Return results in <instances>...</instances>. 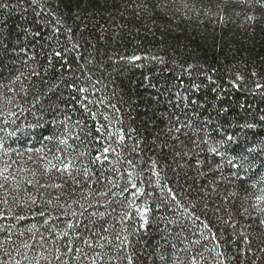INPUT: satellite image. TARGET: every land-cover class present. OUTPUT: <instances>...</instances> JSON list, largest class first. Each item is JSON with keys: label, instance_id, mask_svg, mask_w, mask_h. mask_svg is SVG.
Returning <instances> with one entry per match:
<instances>
[{"label": "trees", "instance_id": "1", "mask_svg": "<svg viewBox=\"0 0 264 264\" xmlns=\"http://www.w3.org/2000/svg\"><path fill=\"white\" fill-rule=\"evenodd\" d=\"M153 2L149 0V3ZM185 2L188 7L182 6ZM129 3L130 0H0V85L3 86L0 93L14 101L8 104L0 95V111L6 113L10 108L16 113L10 117L0 114V127H4L3 121L7 118L9 131L18 125L26 133H35L25 136L17 132L20 140L12 146L24 152L44 148L47 141L40 134H59L62 131L59 121L71 117L72 124L81 122L73 132L81 135L83 143L76 140L69 143L79 147L84 153L79 159L87 164L98 154L97 148L107 146L106 143L96 144L84 135L85 131L103 122L102 115H97L93 121L84 110L83 105L93 100V104H87L89 109L104 115H119L121 123L113 120L115 127L135 129L132 135L140 141L144 159L151 156L159 159L161 166L165 163L170 166L165 168L164 174L171 186L176 181L172 169L183 161L173 162L170 145L174 141L164 135L169 118L173 124L177 120L193 124L209 119L224 122L252 120L253 117L259 121V116L264 113V96L256 94V84H264V8L252 0H177L176 3L169 0L172 11L136 17L128 7ZM176 8L180 10L177 12ZM249 15L255 17L254 22L247 19ZM73 42L78 43L79 51L72 50ZM54 50L60 51L63 59L55 57ZM79 56L84 59L78 60ZM34 72L38 74L33 75ZM253 72L257 76H253ZM238 75L241 80L236 79ZM89 76L91 81L87 79ZM79 87H87L88 93H78ZM101 99L104 104H100ZM223 109H228L227 113ZM38 121L43 127H29ZM182 131L189 129L184 127ZM255 131L260 135H253V130H249L248 140L254 141L259 151V146L264 145V125L258 122ZM93 135L98 134L93 131ZM166 139L169 147L162 153ZM181 139L186 137L181 136ZM132 143L131 139L127 140L129 148ZM123 157L133 158L127 151L123 152ZM110 159L117 168L128 167L126 163H117L116 155H111ZM261 161H264V152L257 156L256 165L259 166ZM92 167L96 169L94 177L101 172L110 178L119 175L99 165ZM178 171L181 184L185 171L189 176L196 175L191 169ZM228 173L226 167L224 175ZM261 173L264 174V169ZM214 178L219 179L220 174L209 173L207 178L195 182L188 180L187 183L193 185L187 192L188 200L202 203L200 185H209ZM105 183L94 185L93 190H102ZM225 187L231 189L233 186L221 185V188ZM70 191L66 189V192ZM82 191L87 193L88 188L84 187ZM155 194L159 196L158 188ZM239 195L245 194L240 191ZM97 199L100 198L97 196ZM72 200L79 201L72 205L76 217L60 216L50 221L61 230L68 222L86 223L80 216V204L85 203L80 191L71 196L66 194L61 202L71 203ZM157 203L158 200L152 197L137 200L138 207L148 208L147 223L140 220L135 209H129L133 218L126 225V234L131 242L128 251L134 254V264H164L159 258L161 253L169 261L176 259L173 243L179 249V258H184L186 244L169 234L173 225L162 219L172 217L173 212L166 204L157 207ZM93 205L88 208V213L97 211L95 200ZM119 213L117 207V219ZM28 215L29 220L23 224L36 223V219L30 213ZM120 227L116 223V228ZM175 230L179 231L178 228ZM227 231L231 233L232 230Z\"/></svg>", "mask_w": 264, "mask_h": 264}, {"label": "snow or ice", "instance_id": "2", "mask_svg": "<svg viewBox=\"0 0 264 264\" xmlns=\"http://www.w3.org/2000/svg\"><path fill=\"white\" fill-rule=\"evenodd\" d=\"M176 2L177 0H172V3ZM252 2L264 8V0ZM182 6L188 7L186 2ZM128 7L132 8L136 17L153 15L157 11L165 14L172 11L169 0H154L153 3H149V0H130ZM179 10L175 9L177 12ZM247 19L255 21L252 15ZM57 23H61L59 18ZM72 50L79 51L77 42H73ZM53 55L63 59L60 51L54 50ZM77 59L83 60L84 57L79 56ZM49 63L51 64V60ZM252 75L257 76V73L253 72ZM87 79L91 81L90 76ZM236 79L241 80L242 77L238 75ZM88 91L87 87L77 88V92L81 94H87ZM256 94L264 96V84H256ZM0 95L4 96L6 103L14 102L6 94ZM93 103V100L87 101V104ZM87 104L83 107L91 119L95 121L97 115H102L103 122L94 125V129L85 131L84 135L96 144L107 145L97 148L98 154L87 164L79 159L84 155L79 147L69 143L70 140L83 143L81 135L73 132L74 127H80V121L72 124L71 117L60 120L62 131L59 134H40L47 141L44 148L21 152L12 146L20 140L17 132L25 136L35 133H26L18 125L9 131L7 125L10 121L4 119V127H0V222L7 223H0V264H116L117 261L121 264L125 261L126 264H134V254L128 251L131 242L126 234V225L133 218L129 209H135L140 220L147 223L148 208L137 206L140 197L145 200L149 197L157 199V207L167 205L173 216L162 219L173 225L169 234L186 244L182 260L175 243L172 247L176 259L169 261L161 253L159 258L164 264H200L201 261L204 264L264 262V174L261 173L264 161L259 166L255 163L257 156L264 152V145L259 146L257 151L255 142L248 140L249 130H253V135H260L255 129L258 122L264 125V113L259 116V121L253 117L252 120L224 122H212L209 119L193 124L177 120L173 124L169 118L164 135L174 141L170 145L173 162L183 161L176 163V168L172 169L176 173V181L170 186L169 178L164 174L165 168L170 166L167 163L161 166L159 159L151 156L143 158L144 149L132 135L135 129L115 127L113 120L121 123L119 115L98 113L89 109ZM100 104H104L103 99ZM111 107L116 108L115 105ZM227 111L228 109H223V112ZM0 114L6 117L16 115L10 108L6 113L0 111ZM213 123L214 126L210 127ZM29 127L41 128L43 125L38 121ZM184 127L189 131H182ZM93 131L98 135H93ZM181 136L186 139H181ZM10 138H13L11 143ZM129 139L133 141L130 148L127 144ZM165 147H169L167 139L161 147L162 153ZM125 151L131 152L133 158L123 157ZM111 155H116L117 163H126L128 167H115L110 159ZM94 165L119 175L110 178L101 172L94 177ZM106 165L110 167L105 168ZM226 167L229 169L227 176L224 175ZM179 169H191L196 175L189 176L185 171L184 183L181 184ZM232 169L235 171H231ZM209 173L213 176L220 174V178L211 179L209 185H200L202 195L199 199L202 203L188 200L187 192L193 185L187 181L207 178ZM104 181L106 183L102 190H93L94 185ZM223 184L233 187L221 188ZM84 187L88 188L87 193L82 191ZM157 188L158 197L155 194ZM66 189L71 191L66 192ZM77 191H80L81 198L85 201L80 204V216L85 218L86 223L68 222L61 230L50 221L57 220L60 216H77V212L72 211V205L79 201L61 202L66 194L75 195ZM240 191L244 192L243 197H240ZM93 200L97 211L88 213V208L94 207ZM101 200L104 202L101 203ZM117 207L120 209L118 219ZM109 208L111 211H108ZM56 212L60 215H54ZM29 213L36 219V223L29 221L24 225L23 222L29 220ZM12 221L17 223L13 224ZM116 223L121 225L119 229L116 228ZM177 228L179 231L175 230ZM227 229H231V233Z\"/></svg>", "mask_w": 264, "mask_h": 264}]
</instances>
